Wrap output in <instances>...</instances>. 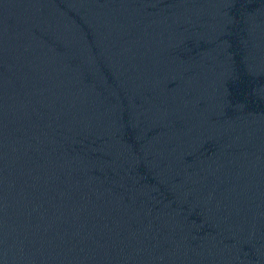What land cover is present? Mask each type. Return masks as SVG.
<instances>
[{"label": "water", "instance_id": "95a60500", "mask_svg": "<svg viewBox=\"0 0 264 264\" xmlns=\"http://www.w3.org/2000/svg\"><path fill=\"white\" fill-rule=\"evenodd\" d=\"M0 264H264V0H0Z\"/></svg>", "mask_w": 264, "mask_h": 264}]
</instances>
